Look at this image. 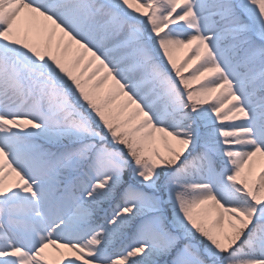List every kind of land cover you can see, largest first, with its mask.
<instances>
[{
	"label": "snow or ice",
	"instance_id": "1",
	"mask_svg": "<svg viewBox=\"0 0 264 264\" xmlns=\"http://www.w3.org/2000/svg\"><path fill=\"white\" fill-rule=\"evenodd\" d=\"M0 264H264V0H0Z\"/></svg>",
	"mask_w": 264,
	"mask_h": 264
},
{
	"label": "rangeland",
	"instance_id": "2",
	"mask_svg": "<svg viewBox=\"0 0 264 264\" xmlns=\"http://www.w3.org/2000/svg\"><path fill=\"white\" fill-rule=\"evenodd\" d=\"M183 56V52H181V53H179L178 55H177V59H179L180 57H182ZM50 251V250H49Z\"/></svg>",
	"mask_w": 264,
	"mask_h": 264
}]
</instances>
